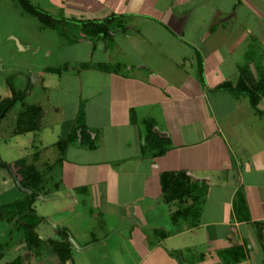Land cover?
Returning <instances> with one entry per match:
<instances>
[{
    "label": "crops",
    "instance_id": "crops-1",
    "mask_svg": "<svg viewBox=\"0 0 264 264\" xmlns=\"http://www.w3.org/2000/svg\"><path fill=\"white\" fill-rule=\"evenodd\" d=\"M26 1L76 32L37 72L39 128L16 133L24 101L0 122L42 173L37 240L2 214L0 264H264V0ZM4 169L0 209L28 196ZM177 172L200 189L170 202Z\"/></svg>",
    "mask_w": 264,
    "mask_h": 264
},
{
    "label": "rangeland",
    "instance_id": "rangeland-1",
    "mask_svg": "<svg viewBox=\"0 0 264 264\" xmlns=\"http://www.w3.org/2000/svg\"><path fill=\"white\" fill-rule=\"evenodd\" d=\"M32 6L39 10L37 6ZM50 17L53 20L48 21L51 19L47 18L49 24H46L40 17L25 10L23 0H0V95L8 97L6 99L24 93L23 101L27 106L38 103L47 104L48 94L40 89V78L37 72L48 65L60 63L59 58H46V50L59 52L60 43L72 40L76 32L74 26H65L57 19ZM36 79L39 81L34 84ZM69 99L71 103L73 97L69 96ZM4 130L9 139L10 129L7 125ZM4 144L0 137L1 148ZM0 158L7 163L5 160L8 157L0 154ZM1 175H6L12 181L4 167L0 171Z\"/></svg>",
    "mask_w": 264,
    "mask_h": 264
},
{
    "label": "trees",
    "instance_id": "trees-1",
    "mask_svg": "<svg viewBox=\"0 0 264 264\" xmlns=\"http://www.w3.org/2000/svg\"><path fill=\"white\" fill-rule=\"evenodd\" d=\"M23 6L25 10L28 12L35 14L40 17V19L46 23L47 18L51 19L50 16L44 15L40 10L34 8L30 3L26 0H23ZM48 20V21H52ZM220 89H229L227 85H223ZM255 99L253 98V103H255L260 97L264 96V73L258 82V84L254 87ZM24 93L20 95H15L11 99H5L4 109L0 114V122L7 114L15 107L18 102H23ZM42 110L38 106H25L24 109L19 112V116L16 124V133L23 134L26 132L37 130L40 126L39 121L41 117ZM84 113L81 112V119ZM80 119V120H81ZM85 127V125L81 126ZM149 134L152 135V128L149 125ZM76 137V129L73 131L67 140H61L57 143V148L61 150L65 149L67 145ZM165 150H161L159 154H162ZM10 165V164H9ZM12 167V165H10ZM15 168H18L17 174L21 184L27 188L30 192L27 194V199L25 201H18L13 204H8L0 209V217L2 214H7L8 216H13V214L20 213L22 218L27 222V239L28 242L37 240V235L33 232L35 224L30 223L29 216L33 213L31 211V205L33 201L38 197V192L41 190V181H42V173L35 165H29L25 159L19 160L15 163ZM190 178L184 172L177 173H165L161 177V183L163 187V193L165 199L167 201H174L176 199H183L185 196L192 195L194 191L200 189L199 185H195L192 187L190 185ZM197 198H195V201ZM185 213V212H184ZM34 239V240H33ZM59 254L63 264L70 258V251L64 250L63 248L57 251Z\"/></svg>",
    "mask_w": 264,
    "mask_h": 264
},
{
    "label": "water",
    "instance_id": "water-1",
    "mask_svg": "<svg viewBox=\"0 0 264 264\" xmlns=\"http://www.w3.org/2000/svg\"><path fill=\"white\" fill-rule=\"evenodd\" d=\"M29 92H30V90H29ZM0 166H4V167H6V168L10 171V173H11V175H12V177H13V179H14L16 185H17V187L19 188V190H21V191H23V192H25V193H27V194L30 192L27 188H25V187L21 184L19 178L15 175V173H14L12 167H11L9 164L3 162V161L1 160V158H0Z\"/></svg>",
    "mask_w": 264,
    "mask_h": 264
}]
</instances>
